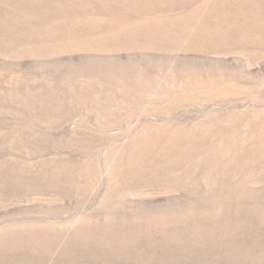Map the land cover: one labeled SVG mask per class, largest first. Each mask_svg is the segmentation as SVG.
Listing matches in <instances>:
<instances>
[{"label":"rangeland","instance_id":"obj_1","mask_svg":"<svg viewBox=\"0 0 264 264\" xmlns=\"http://www.w3.org/2000/svg\"><path fill=\"white\" fill-rule=\"evenodd\" d=\"M0 264H264V0H0Z\"/></svg>","mask_w":264,"mask_h":264}]
</instances>
